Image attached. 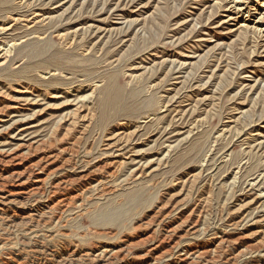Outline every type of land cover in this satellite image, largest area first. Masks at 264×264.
Returning <instances> with one entry per match:
<instances>
[{"label": "rangeland", "instance_id": "374dc122", "mask_svg": "<svg viewBox=\"0 0 264 264\" xmlns=\"http://www.w3.org/2000/svg\"><path fill=\"white\" fill-rule=\"evenodd\" d=\"M0 264H264V0H0Z\"/></svg>", "mask_w": 264, "mask_h": 264}, {"label": "bare ground", "instance_id": "6f19581e", "mask_svg": "<svg viewBox=\"0 0 264 264\" xmlns=\"http://www.w3.org/2000/svg\"><path fill=\"white\" fill-rule=\"evenodd\" d=\"M116 91V90H115ZM151 102V101H150ZM107 104L110 106V107H115V102H114V100L113 99H109V101L107 102ZM81 125H83V124H81ZM122 127V126H121ZM109 131V130H108ZM122 136V137H121ZM129 138H131V137H129ZM126 140V141H128V139H127V137H124V135L123 134H119V135H116V136H112V138H109V139H107V140H105L107 143V147H112V146H115V145H117L120 141H122V140ZM104 144V143H103ZM104 146V145H103ZM13 161H17V160H19L18 158H16V157H13ZM52 163V162H51ZM50 163V164H51ZM2 164V163H1ZM13 164H15V163H13ZM45 164V163H44ZM27 165V164H26ZM13 166V165H12ZM5 168V167H4ZM21 168V167H20ZM19 168V169H20ZM26 168V167H25ZM12 169V168H11ZM24 169V168H23ZM102 170H103V172L105 171V172H107L109 169H113V166H112V163H111V165L109 164L108 166H104V167H102L101 168ZM7 170V169H6ZM9 171V170H8ZM16 171V170H15ZM20 172H21V169L19 170ZM26 171H27V169H26ZM39 171V170H38ZM45 171V170H44ZM98 171H100L99 169L98 170H96V171H92L91 173H89V174H86V175H84L80 180H82V181H80L79 182V185L81 184V182L83 183V182H85V181H87V180H89V179H91L93 176H95L96 174H97V172ZM14 172V171H13ZM43 172V171H42ZM29 173V172H28ZM13 174V173H12ZM16 174H18L17 172H16ZM21 174H23V173H21ZM44 174H45V172H44ZM108 174V173H107ZM37 175V174H36ZM43 175V174H42ZM109 176H112V173H111V175H109ZM108 176V177H109ZM49 177V176H48ZM66 178V177H65ZM38 180V179H37ZM65 180V179H64ZM67 180V179H66ZM32 181V180H31ZM33 183V182H32ZM42 183V182H41ZM58 183V182H57ZM60 183V182H59ZM28 184V183H27ZM4 185V184H3ZM22 185V184H21ZM76 185V184H75ZM79 185H77V186H79ZM25 186V185H24ZM34 186V185H33ZM69 186H71V185H69V183H67V182H64L63 184H58L57 186H55V189L57 190V191H59V190H61V189H67V188H69ZM84 186V185H83ZM45 187V186H44ZM74 187V186H73ZM23 188V187H22ZM35 188V187H34ZM33 189V188H32ZM29 190V189H28ZM37 190V189H36ZM54 190V189H53ZM21 191V190H20ZM19 191V192H20ZM35 191V190H34ZM4 192V191H3ZM41 192H43V191H41ZM18 193V192H17ZM62 194V193H61ZM60 194V195H61ZM59 195V196H60ZM66 195V194H65ZM18 197V196H17ZM54 197V196H53ZM52 197V198H53ZM57 197V196H56ZM62 197V196H61ZM68 197V196H67ZM60 198V197H59ZM51 199V198H50ZM55 199V198H54ZM61 199H63V198H61ZM61 199H59V201L61 200ZM65 200V199H64ZM70 200H73V199H71L70 198ZM55 201V200H54ZM53 202V201H52ZM61 203H62V201H61ZM60 203V204H61ZM65 203V202H64ZM58 205V204H57ZM188 221H189V219H188ZM187 221V222H188ZM186 224V223H185ZM196 229V228H195ZM221 245V244H220ZM231 257V256H230Z\"/></svg>", "mask_w": 264, "mask_h": 264}]
</instances>
